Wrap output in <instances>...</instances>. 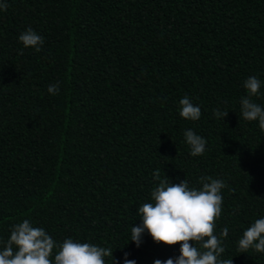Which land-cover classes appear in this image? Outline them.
<instances>
[{
	"label": "trees",
	"instance_id": "obj_1",
	"mask_svg": "<svg viewBox=\"0 0 264 264\" xmlns=\"http://www.w3.org/2000/svg\"><path fill=\"white\" fill-rule=\"evenodd\" d=\"M6 3L0 248L28 219L57 245L71 238L111 249L116 264L178 257L180 245L157 244L147 232L139 247L131 241L159 169L161 179H187L190 188L201 189L202 177L222 180L221 259L264 264V253L238 248L264 218V132L243 119L240 104L255 76L261 89L251 99L264 108V0ZM29 28L44 38L40 52L18 39ZM185 96L200 107L199 120L180 116ZM216 109L228 112L225 120ZM186 130L206 140L203 155L190 154Z\"/></svg>",
	"mask_w": 264,
	"mask_h": 264
},
{
	"label": "clouds",
	"instance_id": "obj_2",
	"mask_svg": "<svg viewBox=\"0 0 264 264\" xmlns=\"http://www.w3.org/2000/svg\"><path fill=\"white\" fill-rule=\"evenodd\" d=\"M6 0H0V10L7 11ZM19 41L25 48L40 52L44 38L29 28L19 35ZM21 54H23L21 52ZM248 96L241 97V114L247 121L259 122V129L264 132V108L255 103L251 97L257 96L261 81L255 76L244 82ZM48 92L59 93V85H49ZM180 116L186 120L196 121L201 116V109L185 96L179 101ZM217 118H225L227 111L214 110ZM184 136L194 157L203 155L206 140L186 130ZM153 177L158 185L151 192V201L138 208L141 223L131 228V241L139 247L142 235L147 232L157 244L169 247L180 245V255L166 261L156 260L155 264H233V259H221L225 248L221 239L215 234L216 220L221 216L223 196L221 190L225 183L212 177H202V188H190L187 179L180 183H170L161 179L157 169ZM228 229L222 230L227 236ZM199 245L200 247H197ZM58 251L53 257L54 249ZM238 248L247 252L254 248L264 253V218L256 219L238 241ZM105 257L113 258L109 248L91 243L76 242L69 238L61 244L53 240L41 227H35L25 219L14 224L10 238L0 248V264H105ZM114 264H116L113 258ZM125 264H135L125 258Z\"/></svg>",
	"mask_w": 264,
	"mask_h": 264
}]
</instances>
